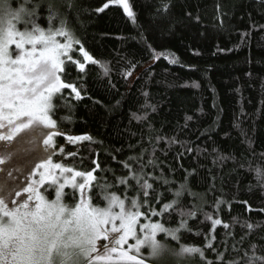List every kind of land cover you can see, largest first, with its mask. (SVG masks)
<instances>
[{
	"label": "trees",
	"instance_id": "trees-1",
	"mask_svg": "<svg viewBox=\"0 0 264 264\" xmlns=\"http://www.w3.org/2000/svg\"><path fill=\"white\" fill-rule=\"evenodd\" d=\"M54 2L59 6L62 0ZM106 2L73 0L74 14L67 17L85 49L106 63L110 74L90 65L84 99L70 100V112L58 106V121L70 117V123L59 124L65 133L90 135L95 141L67 144L66 152L79 149L84 163L79 156L64 162L88 170L97 159L104 170L97 171L98 179L113 183L126 172L119 162L145 150L144 161L156 162L154 174L171 182L154 185L164 194L162 202L171 198L167 189L179 188L187 176L204 211L230 225L217 226L214 233V248L225 261L240 260L245 250L252 255L250 244L256 245L255 255L264 256V182L255 172L264 169V0H129L135 22L120 5L95 11ZM10 3L17 8L22 0ZM153 50L163 55L154 59ZM172 57L175 64L169 62ZM132 65V76L126 77ZM146 101L155 111L144 107ZM133 113H147V119L137 121ZM146 172L152 173V167ZM218 199L226 203L217 212ZM184 201L197 202L187 193ZM246 222L254 226L250 235ZM188 223L192 231L182 232L180 243L204 247L210 221L198 214ZM167 242L177 247V242ZM205 257L222 264L210 250ZM162 264L174 261L165 258ZM184 264L203 262L193 255Z\"/></svg>",
	"mask_w": 264,
	"mask_h": 264
},
{
	"label": "snow or ice",
	"instance_id": "snow-or-ice-1",
	"mask_svg": "<svg viewBox=\"0 0 264 264\" xmlns=\"http://www.w3.org/2000/svg\"><path fill=\"white\" fill-rule=\"evenodd\" d=\"M110 4L122 6L135 22L129 0H108L95 11L103 12ZM73 14V0H62L59 6L54 0H22L17 8L10 0H0V264H162L165 258L184 264L193 255L203 264H214L205 257L206 249L222 264H264V256L255 255L256 245L251 244L252 255L245 250L240 260L225 261L214 248V233L217 226L230 225L204 211L187 186V176L179 188L167 189L171 198L162 202L164 194L154 185L171 182L154 174L156 162L144 161L145 150L119 162L126 172L119 177L113 173V183L98 179L97 171L104 170L97 159L88 170L64 162L78 157L79 149L66 152L56 137H64L68 145L95 141L90 135L65 133L59 124L70 123V117L58 121V106L70 112V100L84 99L90 65L104 76L110 74L108 65L94 58L68 26L67 17ZM160 55L153 50L154 59ZM169 62L177 61L172 57ZM133 70L134 65L124 75L132 76ZM144 107L152 106L146 101ZM133 118L146 120L147 113H133ZM79 159L83 165L84 157ZM149 166L152 173L146 172ZM255 172L264 182V169ZM185 193L197 202L186 203ZM225 203L216 200V211ZM247 210L252 211L250 206ZM198 214L211 224L203 234L205 246L181 244V233L192 231L188 222ZM243 226L250 235L253 224ZM232 250L241 253L234 246Z\"/></svg>",
	"mask_w": 264,
	"mask_h": 264
},
{
	"label": "rangeland",
	"instance_id": "rangeland-1",
	"mask_svg": "<svg viewBox=\"0 0 264 264\" xmlns=\"http://www.w3.org/2000/svg\"><path fill=\"white\" fill-rule=\"evenodd\" d=\"M110 5H113V4H110ZM115 5H117V4H115ZM20 27H22V25H20ZM56 140H57V143L58 144H61L60 142H58V137H56ZM63 144H64V146H65V151H66V142H63ZM77 146H79V145H77ZM54 159H56V158H54ZM21 183H23V179L21 178Z\"/></svg>",
	"mask_w": 264,
	"mask_h": 264
}]
</instances>
